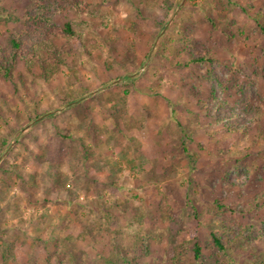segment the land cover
Returning a JSON list of instances; mask_svg holds the SVG:
<instances>
[{
  "label": "rangeland",
  "instance_id": "374dc122",
  "mask_svg": "<svg viewBox=\"0 0 264 264\" xmlns=\"http://www.w3.org/2000/svg\"><path fill=\"white\" fill-rule=\"evenodd\" d=\"M88 1L101 4L100 9L90 17L70 18L80 23L81 49L69 48L66 66L48 81L25 74L24 85L14 81L16 89L0 81V138L9 140L0 163L6 160L18 169L9 187L0 185V245L6 238L16 240L14 259L7 264H124L137 250L134 234L150 250L131 264H170L171 254L190 261L194 243L208 241L209 232L222 230L223 224L234 229L220 233L224 242L232 240L229 253L203 254L204 264L264 261V142L217 137L214 119L196 115L195 93L207 96V91L205 81L195 77L205 76L207 68L185 67L187 51L179 41L190 29L188 39L197 53L216 59L208 65L216 95H221L219 81L232 88L240 84L235 104L246 99L264 116V35L244 13L249 0L230 6L227 0H181L167 18L163 0ZM22 4L0 0V8L13 16L21 17ZM209 18L216 19V27ZM1 22L0 37L6 30ZM163 22L156 48L152 41ZM223 32L235 38L227 40ZM150 47L159 51L145 60ZM125 88L127 131L134 143L115 132L110 117L109 100ZM78 92L85 96L61 105L66 94ZM174 109L180 124L172 117ZM87 121L90 137L84 136ZM82 137L92 146V166L76 171L71 161L48 172L40 160L45 145L48 150L70 143L78 148ZM184 146L195 154V166L189 165ZM111 175L114 185L104 181ZM249 209L251 215L242 212ZM195 218L198 236L184 240ZM107 219L114 220V231ZM49 224L59 228L58 239L47 241ZM69 234L77 243L63 241Z\"/></svg>",
  "mask_w": 264,
  "mask_h": 264
},
{
  "label": "trees",
  "instance_id": "16d2710c",
  "mask_svg": "<svg viewBox=\"0 0 264 264\" xmlns=\"http://www.w3.org/2000/svg\"><path fill=\"white\" fill-rule=\"evenodd\" d=\"M22 9L19 11V16H13L8 13L5 8H0V21L5 24V33L0 37V81L3 83H10L14 89H16L15 80H18L21 85H24L25 74H30L33 77L41 78L45 81L51 76H55L58 69L65 64V55L69 48H75L78 51L81 49V33L79 32L78 26L80 23L73 22L70 18L74 15L76 16H86L90 17L97 14L100 5L97 3H90L88 0H22ZM234 0H227L230 6ZM181 0H163L161 8L164 10L165 17L172 14L176 7L180 4ZM107 3L106 0L102 2ZM244 13L248 15L252 20L255 21L257 27L262 31L264 35V2L263 0H249L245 5ZM216 11L220 7L215 6ZM96 12V13H95ZM209 22L213 27H216L217 21L214 18H209ZM1 22V23H2ZM85 23V22H83ZM20 25L19 30H15L14 26ZM166 23L160 24V32L153 38L152 44L158 47L161 42L160 34L165 28ZM181 41L185 45V52L187 51L185 57L187 60L183 62L185 67L190 65L207 68L205 76L195 77L197 80H204V90L207 91V96L195 93L194 106L196 115H203L204 118L214 119L215 126L218 130V136L231 137V141L234 139L241 138L242 136H247L248 139H255L253 143L260 141L264 142V116L261 114L259 109H253L245 101L236 105L237 96L242 91L240 84H237L232 88L231 84H227L223 81H219L218 87L221 91V95L217 96L212 87V73L208 69V65L216 62V59L208 52L197 53L198 49L195 47L189 39V35L192 33L190 29H187ZM189 33V34H188ZM223 34H228L224 36L225 39L230 40L235 38V36L230 32H223ZM131 45H134L131 42ZM191 45V46H188ZM152 51L150 47L148 54L145 56V60L148 57L153 58L158 49ZM130 51V48H127ZM184 53V52H183ZM203 66V67H202ZM194 75V74H193ZM139 76L131 77L128 82L134 84ZM237 88V89H235ZM1 95V88H0ZM129 95V90L125 88L121 94L113 95L111 98L110 109L112 110L111 119L114 123L115 132L118 133L124 140L129 143H134V139L130 137L131 133H128V122L131 117L128 113L127 107V96ZM85 96V92H78L74 97L72 94H66L62 99L61 105L68 106L70 104L76 103L78 100ZM186 113H191L190 110L186 109ZM178 110L174 109L172 111V117L180 124L178 119ZM192 114V113H191ZM92 124L87 121V130L84 136H91ZM205 137V134H203ZM67 137V135H63ZM250 141V140H249ZM9 147V140L6 137L0 138V157L4 150ZM91 145L85 142L84 137L79 139L78 148H74V145L70 143L67 148H59L57 150H48L49 147L46 144L44 147V156L40 158L42 162L46 163L48 172L54 171L60 165L76 161V171L81 168L82 170H88L92 164L88 161L93 157L91 153ZM47 150V151H46ZM184 151L186 152V157L188 159L190 166L196 165L195 154H190L186 147L184 146ZM77 175L78 173L75 172ZM100 173V172H99ZM101 174V173H100ZM18 175V169L15 165H9L6 160L0 163V185H6L9 187L14 181L13 178ZM78 177V176H77ZM87 178V176H85ZM85 178V179H86ZM115 177L113 175L106 176L104 181L109 182L114 185ZM111 179V180H109ZM226 178L224 177V180ZM65 186H62V188ZM59 188V187H56ZM68 194H75V191H67ZM90 194V193H89ZM68 203V202H67ZM216 203V208L220 210L223 206L219 202ZM70 204V202H69ZM259 208V206H258ZM78 209V208H76ZM242 212L251 215V209L243 210ZM81 213V212H80ZM82 214V213H81ZM254 215V213L252 214ZM112 222V223H111ZM194 230H190L186 235L185 239L187 241L193 240L194 237L198 236L200 230V222H196L194 219ZM107 226L110 231H114L113 225L114 220L111 221L107 219ZM222 230H211L209 232V240L205 241L203 244L198 242L194 243L190 251L192 252V258L189 260L180 258L178 255H169L168 260L170 264H204L202 261L203 254L208 256H215L216 253L228 254L229 253V243L232 240L223 241L222 235L234 232L228 224H223ZM48 229L51 230L46 236L47 241H51L56 238L59 228L54 224H49ZM118 230V229H117ZM120 230V229H119ZM56 233V234H55ZM115 233H118L115 231ZM222 233V235L220 234ZM119 234V233H118ZM236 238L240 235L236 234ZM134 238L137 241V250L134 251V256L131 258H125L124 264H131L135 261L140 254H149L150 244L143 241V237L134 234ZM15 237L6 238V241L2 242L1 248V261L2 264H7L10 259H14V240ZM148 240V238H146ZM64 242L69 245L77 243V240L73 238L70 234L64 237ZM37 246L33 249L36 250ZM37 251V250H36ZM66 257V256H65ZM107 264H117L116 262H107ZM255 264H264V261L257 262Z\"/></svg>",
  "mask_w": 264,
  "mask_h": 264
}]
</instances>
